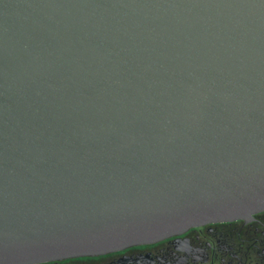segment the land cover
Here are the masks:
<instances>
[{"label": "water", "instance_id": "1", "mask_svg": "<svg viewBox=\"0 0 264 264\" xmlns=\"http://www.w3.org/2000/svg\"><path fill=\"white\" fill-rule=\"evenodd\" d=\"M264 211V0H0V264Z\"/></svg>", "mask_w": 264, "mask_h": 264}, {"label": "flooded vegetation", "instance_id": "2", "mask_svg": "<svg viewBox=\"0 0 264 264\" xmlns=\"http://www.w3.org/2000/svg\"><path fill=\"white\" fill-rule=\"evenodd\" d=\"M38 264H264V211L152 243Z\"/></svg>", "mask_w": 264, "mask_h": 264}]
</instances>
